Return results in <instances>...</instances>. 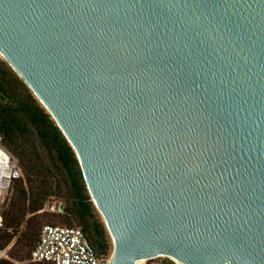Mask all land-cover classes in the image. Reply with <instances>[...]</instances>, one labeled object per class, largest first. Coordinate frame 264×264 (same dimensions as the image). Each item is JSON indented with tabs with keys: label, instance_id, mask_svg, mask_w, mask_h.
<instances>
[{
	"label": "water",
	"instance_id": "1",
	"mask_svg": "<svg viewBox=\"0 0 264 264\" xmlns=\"http://www.w3.org/2000/svg\"><path fill=\"white\" fill-rule=\"evenodd\" d=\"M0 50L73 147L112 264H264V0H0Z\"/></svg>",
	"mask_w": 264,
	"mask_h": 264
},
{
	"label": "trees",
	"instance_id": "2",
	"mask_svg": "<svg viewBox=\"0 0 264 264\" xmlns=\"http://www.w3.org/2000/svg\"><path fill=\"white\" fill-rule=\"evenodd\" d=\"M0 96L4 98L0 99L3 144L18 159L23 172L15 182L0 227V250L13 241L16 247L10 259H0V264L30 259L39 235L31 221L49 198L63 199V221L75 222L99 255L108 254L111 241L73 147L27 84L1 58ZM27 215H32L31 224L18 236Z\"/></svg>",
	"mask_w": 264,
	"mask_h": 264
},
{
	"label": "built area",
	"instance_id": "3",
	"mask_svg": "<svg viewBox=\"0 0 264 264\" xmlns=\"http://www.w3.org/2000/svg\"><path fill=\"white\" fill-rule=\"evenodd\" d=\"M23 176L18 159L4 146L0 134V200L14 181ZM62 204L50 200L39 212L61 211ZM4 224L0 211V227ZM4 251H0V258ZM114 255H99L80 227L46 223L31 251L30 261L48 264H112Z\"/></svg>",
	"mask_w": 264,
	"mask_h": 264
},
{
	"label": "rangeland",
	"instance_id": "4",
	"mask_svg": "<svg viewBox=\"0 0 264 264\" xmlns=\"http://www.w3.org/2000/svg\"><path fill=\"white\" fill-rule=\"evenodd\" d=\"M0 58L9 65L8 61L3 56L0 55ZM0 99H4V98L2 96H0ZM15 182L16 181H14V183L12 184V186L10 187V189L8 190V192L4 195V197L2 198V200H0V211L3 214V218H4V211H5L6 207H8V205L10 203V199H11L13 193H14V185H15ZM50 200H55L56 203H57V205L64 203L63 199H61V198H59V199L49 198V200L47 202H49ZM62 213H63L62 210L61 211H44V212H39L38 214H36V216H33L34 217V221H31L32 223L35 224V231L38 233L39 230H40V228L44 224H46V223L62 224V225L80 227L75 222L73 224H68L67 222L63 221V218L60 216V215H62ZM100 216H101V218H102V220L104 222V225L106 227L108 236H109L110 241H111V250L106 255H114L115 245H114L113 239L111 237V234H110V231H109L108 226L106 224V221L103 218V216H102L101 213H100ZM31 217H32V215H27L26 216V218L24 219V222L22 223V225L20 227L18 236H20V234L23 231H25V230L28 229V225L31 224L30 223V218ZM15 247H16L15 246V241H13L8 246H6L5 248L1 249L0 251H4V256L2 258H0V259H10V255H11L12 251L15 249ZM164 259H167L168 261L165 262ZM32 262L33 261H30V259L28 257H26L22 261L15 260V263L16 264H28V263H32ZM164 263L165 264H167V263L168 264H177L174 260H172L169 257H155V258H152V259L147 260L144 264H164Z\"/></svg>",
	"mask_w": 264,
	"mask_h": 264
},
{
	"label": "bare ground",
	"instance_id": "5",
	"mask_svg": "<svg viewBox=\"0 0 264 264\" xmlns=\"http://www.w3.org/2000/svg\"><path fill=\"white\" fill-rule=\"evenodd\" d=\"M0 55L3 56L5 59L6 57L4 56L3 52L0 50ZM177 247V250L182 252V253H187L189 252V246L187 245H184V244H181V243H177L176 245ZM161 255H166L167 257L171 258L172 260H174L177 264H200V263H197L196 261L190 259V258H187V257H177V256H174V255H170V254H161ZM147 261V259H144V258H139L136 260L135 264H144L145 262ZM226 264H235L234 262L232 261H229L228 263Z\"/></svg>",
	"mask_w": 264,
	"mask_h": 264
}]
</instances>
